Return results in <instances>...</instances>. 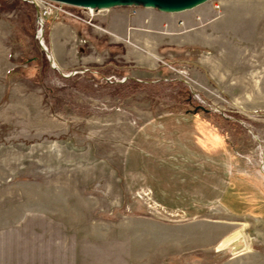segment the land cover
Listing matches in <instances>:
<instances>
[{"label":"rangeland","instance_id":"374dc122","mask_svg":"<svg viewBox=\"0 0 264 264\" xmlns=\"http://www.w3.org/2000/svg\"><path fill=\"white\" fill-rule=\"evenodd\" d=\"M20 1L0 0V264H264V0ZM130 18L204 33L130 44Z\"/></svg>","mask_w":264,"mask_h":264},{"label":"crops","instance_id":"0c3cea01","mask_svg":"<svg viewBox=\"0 0 264 264\" xmlns=\"http://www.w3.org/2000/svg\"><path fill=\"white\" fill-rule=\"evenodd\" d=\"M144 23H143V27L139 26L138 23L135 21L134 19L130 18V21L126 22L124 24V34L123 35H116L117 37H119L120 39H122V41H128V43H134V41H136V39L138 38L139 41H146L147 38L150 36V34H152L154 32V34H156L160 39V47H164V46H169V45H174V46H178L183 47L184 45H190V44H196V41H190V37L189 36H193L195 35H200L199 37L203 36L202 34L204 32H202L203 30L199 27L195 28V27H188V29L185 26L184 30H181V27L177 26V24L175 23V21H171V20H165V21H159L158 24L156 25V27L158 28V31H154V28L152 25L153 23H151V21L147 18L143 19ZM184 25V23H183ZM173 28V31L172 30ZM170 30V31H168ZM193 32H195L194 34H192ZM170 33V34H168ZM206 33H208V30H206ZM190 34V35H189ZM194 35V36H195ZM2 35H0V43H4V40L1 39ZM171 38H176L178 39L177 42H173L170 41ZM203 39L198 40L200 45L204 46V43H206V41L204 40V37H202ZM147 42V41H146ZM143 43L142 45H145L147 43ZM173 43V44H172ZM175 43V44H174ZM148 48V47H147ZM146 48V49H147ZM9 57L8 55H6L3 51V44L0 45V100L3 98L4 96V86H3V82L4 79L6 78V75L10 69V62H9Z\"/></svg>","mask_w":264,"mask_h":264},{"label":"water","instance_id":"95a60500","mask_svg":"<svg viewBox=\"0 0 264 264\" xmlns=\"http://www.w3.org/2000/svg\"><path fill=\"white\" fill-rule=\"evenodd\" d=\"M53 1L72 5V6H77V7H86L87 4H93L94 9L100 8V4L106 1L117 3L113 7H117V6L130 7V6H136L138 4H143L144 8H146V6L150 3L152 4L153 8H158L161 12H163L164 9H170L173 7H183V6L193 3L196 0H53ZM105 10H108V9H105ZM39 17H40V13H37V18ZM198 110H202L206 112L202 108H197L195 109L193 114L197 113ZM233 245H237L239 246V248L243 247L242 242H239V241H237Z\"/></svg>","mask_w":264,"mask_h":264},{"label":"bare ground","instance_id":"6f19581e","mask_svg":"<svg viewBox=\"0 0 264 264\" xmlns=\"http://www.w3.org/2000/svg\"><path fill=\"white\" fill-rule=\"evenodd\" d=\"M208 1H210V0H196L193 3L186 5V6H183V7H173L170 9H164L163 12L169 13V14L181 13V12H185V11L195 9V8L207 3ZM116 4L117 3H113L111 1H106L104 3H101L100 8H98V9H100V10L111 9V8H114L113 6H115ZM93 6H94L93 4H87L86 7H83V8H85L87 10H93L94 9ZM146 8H153L152 4L149 3L146 6ZM39 34L41 35V30L39 31ZM239 238L240 237H238L236 235V236H233L229 239H226L224 242L221 243L219 248H225V247L231 246V245L235 244Z\"/></svg>","mask_w":264,"mask_h":264},{"label":"trees","instance_id":"16d2710c","mask_svg":"<svg viewBox=\"0 0 264 264\" xmlns=\"http://www.w3.org/2000/svg\"><path fill=\"white\" fill-rule=\"evenodd\" d=\"M8 1H10V0H8ZM18 1H20V0H18ZM21 2V1H20ZM19 2V3H20ZM22 3L23 2H21L20 3V5H22ZM23 5H28V4H24L23 3ZM31 6V5H30ZM33 7V6H32ZM34 9H35V7H33ZM177 84H179L178 82H177ZM138 86H141L140 84H137L136 82H134V81H130V84L128 85L127 84V86L126 87H128V88H136V87H138ZM177 96H178V99H179V103H181V104H184V107H182V110H186L187 109V107H191V103H192V105H193V101L190 99L189 101L187 100V95H186V92H184L183 90H180L179 92H178V94H177ZM201 115L207 120V121H210V122H213V123H216V124H219V118L218 117H215V116H213V115H211L210 113H206V112H201Z\"/></svg>","mask_w":264,"mask_h":264},{"label":"built area","instance_id":"2783aa9c","mask_svg":"<svg viewBox=\"0 0 264 264\" xmlns=\"http://www.w3.org/2000/svg\"><path fill=\"white\" fill-rule=\"evenodd\" d=\"M24 2H29V3H32V4H34V2L32 1V0H23ZM87 10V9H86ZM91 11H93V10H91ZM43 15H45V14H43Z\"/></svg>","mask_w":264,"mask_h":264}]
</instances>
